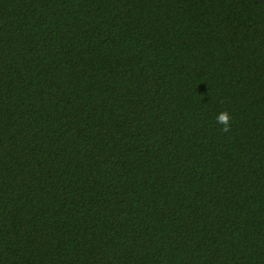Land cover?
<instances>
[{"label":"trees","instance_id":"obj_1","mask_svg":"<svg viewBox=\"0 0 264 264\" xmlns=\"http://www.w3.org/2000/svg\"><path fill=\"white\" fill-rule=\"evenodd\" d=\"M0 264H264V0H0Z\"/></svg>","mask_w":264,"mask_h":264},{"label":"clouds","instance_id":"obj_2","mask_svg":"<svg viewBox=\"0 0 264 264\" xmlns=\"http://www.w3.org/2000/svg\"><path fill=\"white\" fill-rule=\"evenodd\" d=\"M230 120L231 117L227 111L220 112L216 116V123L222 125L220 130L224 133H227L231 130Z\"/></svg>","mask_w":264,"mask_h":264}]
</instances>
